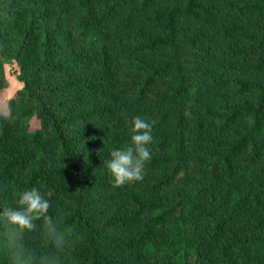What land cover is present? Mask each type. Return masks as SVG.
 Wrapping results in <instances>:
<instances>
[{
  "label": "trees",
  "instance_id": "obj_1",
  "mask_svg": "<svg viewBox=\"0 0 264 264\" xmlns=\"http://www.w3.org/2000/svg\"><path fill=\"white\" fill-rule=\"evenodd\" d=\"M18 19L36 66L0 104V207L40 189L75 233L63 264H264V0H0ZM136 115L152 157L116 186Z\"/></svg>",
  "mask_w": 264,
  "mask_h": 264
},
{
  "label": "clouds",
  "instance_id": "obj_2",
  "mask_svg": "<svg viewBox=\"0 0 264 264\" xmlns=\"http://www.w3.org/2000/svg\"><path fill=\"white\" fill-rule=\"evenodd\" d=\"M153 124L136 115L131 120V143L111 151L106 168L116 186L143 180L144 165L152 157ZM51 202L36 187L19 191L15 203L0 207L3 225V244L10 255L11 264H37V257L25 244V238L41 223V235L47 251L39 255V264H63V251L75 240L74 230L64 225L58 216L49 214Z\"/></svg>",
  "mask_w": 264,
  "mask_h": 264
},
{
  "label": "rangeland",
  "instance_id": "obj_3",
  "mask_svg": "<svg viewBox=\"0 0 264 264\" xmlns=\"http://www.w3.org/2000/svg\"><path fill=\"white\" fill-rule=\"evenodd\" d=\"M25 24L22 19L16 20L11 26L0 22V104L7 112L8 102L17 97L24 89L20 79L26 67H35L36 56L33 50L20 42L23 40ZM38 121L31 119L29 129L38 128Z\"/></svg>",
  "mask_w": 264,
  "mask_h": 264
}]
</instances>
